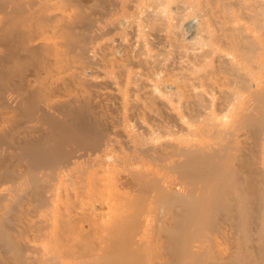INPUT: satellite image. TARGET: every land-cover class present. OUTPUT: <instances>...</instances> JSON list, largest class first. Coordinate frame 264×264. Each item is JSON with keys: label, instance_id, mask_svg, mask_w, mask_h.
Returning a JSON list of instances; mask_svg holds the SVG:
<instances>
[{"label": "bare ground", "instance_id": "1", "mask_svg": "<svg viewBox=\"0 0 264 264\" xmlns=\"http://www.w3.org/2000/svg\"><path fill=\"white\" fill-rule=\"evenodd\" d=\"M0 6V264H264V0Z\"/></svg>", "mask_w": 264, "mask_h": 264}, {"label": "rangeland", "instance_id": "2", "mask_svg": "<svg viewBox=\"0 0 264 264\" xmlns=\"http://www.w3.org/2000/svg\"><path fill=\"white\" fill-rule=\"evenodd\" d=\"M5 7H7V6H0V10L3 11V9H5ZM2 8H3V9H2ZM7 8H8V7H7ZM7 8H6V9H7ZM8 9H9V8H8ZM8 11H9V10H8ZM190 33H191V32H190ZM112 143H115L116 145H118V144L116 143V141H115V142H112ZM112 145H113V144H111V143L109 144V146H110L111 148L108 147L109 150L106 151V153H107V152H108V153H107V154L105 153V154H106V155H105L106 158H105L104 155H103L102 157H104V159H103L102 157L99 156V157H97V159L94 158V159L89 160V161H87V162H86V161L83 162L84 164H83V163H80V164H82V166H84V167L80 166V169H81V170H80L79 167H78V166L80 165V164H79V165L77 166L78 169H79V172L76 173V172L78 171V169H77V167H76V169H75L74 171H76V170H77V171H76V172L73 171L71 174H74V173L79 174V173H80L79 175H82L83 173L86 174V173L89 171V173H87V174H88L89 177H90V176H91V175H90L91 173L96 172V168L99 169V167H98L99 165L101 166L100 169H102V165L105 164L106 166L104 165V167H105V170H106V171L101 170V173H99L100 175L97 174V176H98L99 178H100V177L103 178L105 175H107V176H105V177H107V178H106L107 180L105 179V177H104L103 180L112 183V181H111L112 179H111V178H113V177L115 176V178L117 179L118 176H119V175H118V174H119L118 171H120V170H121L122 168H124L125 165H126V164H125V165H123V164H120V165H119V164L117 163L119 166H121V169H119V170H118V167H119V166L116 167V166H117L116 163H115L116 166H114L115 164H114L113 166H111V167L113 168V170H114V167H116V170H118L117 172L111 170L112 168L110 169V168H109L110 166H109V167L107 166V165H109V164H107L106 162H109V163L112 162V161H111V160H112L111 157H112V155H114V154L116 153V151H117V148H115L116 145H115V147H114V145H113V147L116 149V151L112 150ZM110 149H111V150H110ZM109 151H110L111 153L114 151V153L111 155V153H109ZM108 154H109V155H108ZM108 156H109V157H108ZM98 158H100V160H99ZM101 158H102L104 161H102ZM106 159H107V161H106ZM109 159H110V160H109ZM93 160H94V161H93ZM96 160L99 161V164H98V162H97ZM101 161H102L103 163H102ZM105 161H106V162H105ZM90 162H93L92 165H95V164L97 163L98 166H97V164H96L97 167H96V166H95V167L93 166L94 168H92V165H88V164H90ZM94 163H95V164H94ZM100 163H101L102 165H101ZM110 164H112V163H110ZM122 165H123V167H122ZM90 166H91V167H90ZM81 167H82V168H81ZM87 167H89V169L92 168V169H91L92 171H93V169H94V171H93V172L91 171V173H90V170L87 171V169H86ZM128 167L130 168L129 165H128ZM128 167H127V165H126L125 169L128 170V169H129ZM132 167L135 168L134 166H131L130 169H132ZM83 168H84L85 171H84V172H80V171H82ZM127 168H128V169H127ZM130 169H129V170H130ZM129 170H128V173L126 172L125 174H129V173H130ZM86 171H87V172H86ZM102 171H103V172H102ZM130 171H131V170H130ZM98 172H99V170H98ZM104 172H105V175H104ZM111 172H114V173H111ZM121 172H122V174L124 175V172H125V171L123 172V170H121ZM110 173H111V174H110ZM115 173H116V174H115ZM76 174H75V175H76ZM95 174H96V173H95ZM95 174H94V175H95ZM75 175H74V177H76ZM88 175H87V177H86L85 175H83V176H84L83 178L91 179L92 177L89 178ZM109 175H111L110 178H108ZM120 175H121V173H120ZM92 176H93V174H92ZM112 176H113V177H112ZM94 177H95V176H94ZM94 177H93V178H94ZM119 177H120V176H119ZM96 178H97V177H95V179H96ZM99 178H97V179H99ZM110 179H111V180H110ZM113 179H114V178H113ZM111 183H110V185H111ZM134 192H135V191H133V193H134ZM130 193H132V192H130ZM126 195H129V194L127 193ZM132 195L135 196V194H130V201L132 200V198H131ZM134 196H132V197H134ZM144 196H145L144 198H146L147 195H144ZM149 197H150V196H149ZM149 197H148V198H149ZM138 198H139V197H138ZM144 198H143V199H144ZM148 198H147V199H148ZM151 198H153V197H150L149 199L151 200ZM149 199H148V200H149ZM145 200H146V199H145ZM145 200H142V202L145 203L146 201H148V200H146V201H145ZM134 201H135V199L132 200L133 203H134ZM142 202H141V203H142ZM143 203H142V204H143ZM147 203H148V202H147ZM134 204H135V203H134ZM132 205H133V204H132ZM132 207H134V206H132ZM137 207H138V206L135 205V208H133V209H131V210H128V212H127V214H126V216H125L124 218H123V217L120 218L119 224H118V226H117L116 228H117L118 231L121 232V235L126 236V237H127V236H131V237H142V235L145 233V227H146V225H144V222H143V221L135 220V219L137 218V217H136L137 215L135 216V212L138 210ZM105 208H106V207H105ZM104 210H105V209H104ZM105 211L107 212V209H106ZM105 214H106L105 216L108 215L107 213H105ZM107 217H108V216H107ZM107 217H106V218H107ZM103 218H104V217H103ZM103 218H102V219H103ZM106 218H105V219H106ZM103 220H104V219H103ZM106 220H107V219H106Z\"/></svg>", "mask_w": 264, "mask_h": 264}]
</instances>
